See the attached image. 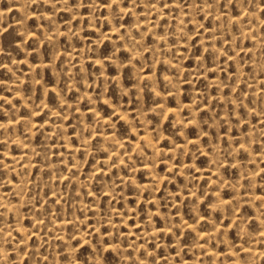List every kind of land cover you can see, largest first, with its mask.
Listing matches in <instances>:
<instances>
[{
	"label": "rangeland",
	"instance_id": "1",
	"mask_svg": "<svg viewBox=\"0 0 264 264\" xmlns=\"http://www.w3.org/2000/svg\"><path fill=\"white\" fill-rule=\"evenodd\" d=\"M0 11V264H264V0Z\"/></svg>",
	"mask_w": 264,
	"mask_h": 264
},
{
	"label": "bare ground",
	"instance_id": "2",
	"mask_svg": "<svg viewBox=\"0 0 264 264\" xmlns=\"http://www.w3.org/2000/svg\"><path fill=\"white\" fill-rule=\"evenodd\" d=\"M18 9L20 8V7H17ZM16 8V9H17ZM69 8V7H68ZM17 9V10H18ZM1 12V11H0ZM20 12V11H19ZM3 14V13H2ZM1 13H0V15H2ZM46 14V13H45ZM35 16V15H34ZM1 18H2V16H0ZM47 17V16H46ZM49 18V17H48ZM140 21H136V26H137V24L139 23ZM142 23V22H141ZM17 25V24H16ZM158 26V25H157ZM95 27V26H94ZM113 30H116V28L115 27H113L112 28ZM112 30V31H113ZM111 31V30H110ZM113 32H115V31H113ZM112 33V32H111ZM252 33V32H251ZM113 34V33H112ZM253 35V34H252ZM111 37V36H110ZM109 37V38H110ZM255 37V36H254ZM257 41V40H256ZM214 83V82H213ZM169 95H171V94H169ZM165 98V97H164ZM160 106V105H159ZM158 106V107H159ZM192 106V105H191ZM188 107V106H187ZM189 108V107H188ZM171 110V109H170ZM175 110V109H174ZM177 111V110H176ZM173 112V111H172ZM175 112V111H174ZM177 112H175V114H176ZM177 115V114H176ZM99 116H101V115H99ZM102 117V116H101ZM100 118V117H99ZM104 118V117H103ZM106 119V118H105ZM103 121V120H102ZM15 122V121H14ZM14 122H12V121H10V122H6V123H2L1 125L2 126H4L5 128H8V127H11L12 125H14ZM45 124V123H44ZM33 125V124H32ZM37 125V124H36ZM34 126V125H33ZM15 127H16V125H15ZM32 128H34V127H32ZM32 128L31 129H29V130H31L32 131ZM14 129H17V128H14ZM30 131V132H31ZM33 132V131H32ZM104 135V134H103ZM113 135V134H112ZM112 135H106V139H108L109 141L111 140V141H113L115 138H116V136H115V138L112 136ZM10 139V138H9ZM145 139H147V138H145ZM11 141H12V143L14 142V143H20L21 144V140H20V138H13V139H10ZM193 141V140H192ZM181 146V145H180ZM24 148V147H23ZM86 148V147H85ZM250 150V149H249ZM23 151V150H22ZM29 152V151H28ZM9 154V153H8ZM7 157H9V156H7ZM26 157H28V155H27V153L25 154V153H21V155L19 154V156L17 155L16 157H15V159L17 160V161H22V160H24V158H26ZM11 158V157H10ZM14 159V158H13ZM107 162V161H106ZM186 165V164H185ZM187 166V165H186ZM185 167V166H184ZM145 168H148V167H145ZM187 168V167H186ZM253 180V179H252ZM251 180V181H252ZM255 180V179H254ZM253 182V181H252ZM140 186V185H139ZM142 187H146L145 185H143ZM147 189V188H146ZM251 193V192H250ZM256 194V193H255ZM262 194H264V193H262ZM259 197H261V196H259ZM263 198V197H262ZM257 199H260V198H257ZM153 200V199H152ZM262 200V199H261ZM264 200V199H263ZM262 200V201H263ZM225 201V200H224ZM222 202H223V200H222ZM228 202V201H227ZM262 205V204H261ZM219 206H222V205H219ZM222 208V207H221ZM149 220V219H148ZM151 221V220H150ZM188 223V222H187ZM262 223V222H261ZM164 224V223H163ZM183 224H186V222L185 223H183ZM188 226V225H187ZM189 226H191L190 224H189ZM188 226V227H189ZM193 226V225H192ZM191 226V227H192ZM21 227V226H20ZM20 230H23V227H21V228H19ZM165 229V228H164ZM163 229V230H164ZM191 229H193V228H191ZM194 230V229H193ZM24 231V230H23ZM153 232H151V234H153V235H155L156 233H158V230H152ZM201 237H202V234H201ZM60 238H62V236L60 237ZM86 240V239H85ZM84 241V240H83ZM85 243V242H84ZM113 245V244H112ZM111 245V246H112ZM110 246V247H111ZM117 248V247H116ZM118 251V250H117ZM256 251V250H255ZM258 251V250H257ZM256 251V252H257ZM252 252V251H251ZM256 252H254V253H256ZM259 252V251H258ZM264 252V251H263ZM262 256V255H261ZM260 257V256H259ZM261 258V257H260ZM239 262V261H238Z\"/></svg>",
	"mask_w": 264,
	"mask_h": 264
}]
</instances>
